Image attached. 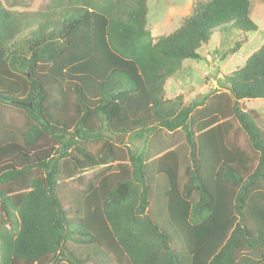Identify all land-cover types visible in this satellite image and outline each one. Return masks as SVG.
Masks as SVG:
<instances>
[{
  "label": "trees",
  "instance_id": "1",
  "mask_svg": "<svg viewBox=\"0 0 264 264\" xmlns=\"http://www.w3.org/2000/svg\"><path fill=\"white\" fill-rule=\"evenodd\" d=\"M250 9L191 0L154 39L147 0L0 4V264H264V114L243 105L264 99V39L224 90L164 96L212 37L241 48ZM161 134L183 142L153 157Z\"/></svg>",
  "mask_w": 264,
  "mask_h": 264
},
{
  "label": "rangeland",
  "instance_id": "2",
  "mask_svg": "<svg viewBox=\"0 0 264 264\" xmlns=\"http://www.w3.org/2000/svg\"><path fill=\"white\" fill-rule=\"evenodd\" d=\"M249 1L250 20L257 26V30L247 33L245 43L233 54H230L229 50L234 42L241 38L240 35L234 32L221 33L212 37L211 45L201 50L200 60L185 62L181 69L167 81L165 98L174 99L181 96L184 103H189L201 99L212 89H225L220 82L221 76L241 67L245 59L259 48L264 39V0ZM47 3L48 0H0L1 6L6 10L24 15L44 11ZM147 5L148 27L151 35L156 39L161 35H168L178 27L180 20L189 13L191 0H147ZM243 105L264 114V99L244 100ZM182 142L181 134L153 136L149 139L148 153L156 157L163 149L173 145L178 146ZM239 142L242 145L246 144L243 138H240ZM132 145L141 148L143 141L136 140ZM89 148L94 151L98 145H90ZM75 185L76 183L73 182L70 187Z\"/></svg>",
  "mask_w": 264,
  "mask_h": 264
},
{
  "label": "water",
  "instance_id": "3",
  "mask_svg": "<svg viewBox=\"0 0 264 264\" xmlns=\"http://www.w3.org/2000/svg\"><path fill=\"white\" fill-rule=\"evenodd\" d=\"M123 138V137H122ZM118 140V139H117Z\"/></svg>",
  "mask_w": 264,
  "mask_h": 264
}]
</instances>
